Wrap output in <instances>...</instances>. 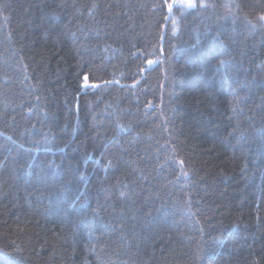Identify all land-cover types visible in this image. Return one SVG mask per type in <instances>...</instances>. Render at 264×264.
Wrapping results in <instances>:
<instances>
[{
  "label": "trees",
  "instance_id": "16d2710c",
  "mask_svg": "<svg viewBox=\"0 0 264 264\" xmlns=\"http://www.w3.org/2000/svg\"><path fill=\"white\" fill-rule=\"evenodd\" d=\"M162 2L0 0V262L264 264V0Z\"/></svg>",
  "mask_w": 264,
  "mask_h": 264
},
{
  "label": "snow or ice",
  "instance_id": "6c2138e0",
  "mask_svg": "<svg viewBox=\"0 0 264 264\" xmlns=\"http://www.w3.org/2000/svg\"><path fill=\"white\" fill-rule=\"evenodd\" d=\"M156 6L158 8H161V9L166 7L167 12H168L169 15L168 16H164L163 19L164 20H168L173 15L174 11H179L181 13L182 17L186 16L191 11H195V12H197V14H202V10H206V9H209V8H214L215 4H214V2H211V0H208V2H205V0H163L162 3H160V4L156 5ZM231 6L232 5H226V7H231ZM234 6L236 8H240L241 7L240 4H235ZM257 19L260 22H264V11H262L261 13L258 14ZM177 23L178 22H177V20L175 18H173L171 20L172 27H171V37H170V39L175 38L176 35H177V31H178ZM161 39H163V37H161ZM161 51H163V48H161ZM157 63H159V61H154V60H151V59H149L147 61V64L149 66H153V65H155ZM226 63H227V61H224V60L219 61V64H220L221 67L226 65ZM84 81H85V84H84V92H85V94L87 93L89 87H91V88L99 87L98 85H95V84L89 85L87 76L84 77ZM105 83H112V81H105ZM178 163L181 166V175L187 177L188 176V172L184 171V166L186 164V161L183 160V159H180L178 161ZM11 243H12L13 246H15V241H12ZM5 247H7V245H5ZM21 251L22 250L19 247H15V253L14 254L18 255ZM8 255H12V253H10ZM0 264H10V262L7 259H5L2 262H0Z\"/></svg>",
  "mask_w": 264,
  "mask_h": 264
},
{
  "label": "bare ground",
  "instance_id": "6f19581e",
  "mask_svg": "<svg viewBox=\"0 0 264 264\" xmlns=\"http://www.w3.org/2000/svg\"><path fill=\"white\" fill-rule=\"evenodd\" d=\"M84 83H85V81H84ZM90 88V87H89ZM83 89H84V87H83Z\"/></svg>",
  "mask_w": 264,
  "mask_h": 264
},
{
  "label": "rangeland",
  "instance_id": "374dc122",
  "mask_svg": "<svg viewBox=\"0 0 264 264\" xmlns=\"http://www.w3.org/2000/svg\"><path fill=\"white\" fill-rule=\"evenodd\" d=\"M85 84V83H84ZM84 84H83V87H84Z\"/></svg>",
  "mask_w": 264,
  "mask_h": 264
}]
</instances>
